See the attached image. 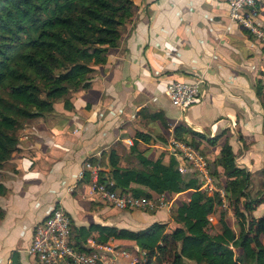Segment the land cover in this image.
Listing matches in <instances>:
<instances>
[{"label":"crops","instance_id":"1","mask_svg":"<svg viewBox=\"0 0 264 264\" xmlns=\"http://www.w3.org/2000/svg\"><path fill=\"white\" fill-rule=\"evenodd\" d=\"M132 1L134 13L105 61L94 66L89 87L68 94L69 108L57 100L50 114L19 130L17 148L0 172L6 189L0 195V264H10L14 254L18 264H38L26 249L34 226L56 205L68 214L71 241L79 247L94 239L90 224L138 230L158 222L160 210L106 205L91 193L88 172L78 173L88 159L110 150L134 158L133 143L146 158L167 163L178 124L205 140L217 137L212 144L197 139L209 162L227 142L235 164L251 176L264 167L263 44L229 20L224 0ZM256 21L264 26V1L257 3ZM196 77L203 79L200 96L184 111L171 105L165 84ZM138 132L147 140L136 138ZM97 168L109 180L108 161ZM190 193L177 197L185 203ZM105 243L137 252L130 241Z\"/></svg>","mask_w":264,"mask_h":264},{"label":"trees","instance_id":"2","mask_svg":"<svg viewBox=\"0 0 264 264\" xmlns=\"http://www.w3.org/2000/svg\"><path fill=\"white\" fill-rule=\"evenodd\" d=\"M133 13L132 0H0V172L17 148L18 132L26 122L50 114L57 100L69 108L68 94L89 87L94 66L102 64L108 48L117 45ZM261 87L258 81V97ZM135 136L147 140L143 133ZM173 138L200 152L197 139L205 140L183 124L174 127ZM216 138L205 141L212 144ZM130 151L138 167L120 166L113 150L88 159L100 167L105 160L109 163V180L98 171L97 181H110V189L133 196L191 190L189 199L175 207L172 220L178 226L169 232L158 222L138 230L90 224L95 241H130L142 252L144 264H155V259L168 264H264V167L256 172L261 192L251 196L252 174L235 164L227 142L211 162L205 157L213 183L222 190L236 220L235 233L225 223L219 192L208 195L199 189L194 172L180 174L174 157L167 163L161 158L150 160L135 150V143ZM83 175L90 179L89 173ZM5 191L0 181V195ZM259 204L263 211L254 217L251 212ZM209 214L220 232L210 233ZM2 215L0 208V220ZM75 247L82 249L78 243ZM10 264H18L15 254Z\"/></svg>","mask_w":264,"mask_h":264},{"label":"built area","instance_id":"3","mask_svg":"<svg viewBox=\"0 0 264 264\" xmlns=\"http://www.w3.org/2000/svg\"><path fill=\"white\" fill-rule=\"evenodd\" d=\"M228 8L229 20L246 30L264 46V28L256 21L257 3L264 0H224ZM202 77L192 81L171 80L165 84L164 94L171 105L181 110L188 108L201 94ZM172 156L177 161L180 174L192 171L200 183V188L208 195L218 191L222 208L229 212L223 192L216 189L209 173L205 156L192 145L180 140L169 142ZM90 176L89 187L100 201L115 209H137L141 211H169L177 198V193H150L149 196H133L130 193L109 188L111 182H98V168L85 162L83 171ZM207 221L216 222L212 214ZM29 256L38 264H136V251L123 246L100 243L86 238L82 249L78 250L71 241V223L65 210L56 205L43 221L36 224L32 231L30 243L26 249ZM138 252V250H137ZM142 253V252H141Z\"/></svg>","mask_w":264,"mask_h":264},{"label":"rangeland","instance_id":"4","mask_svg":"<svg viewBox=\"0 0 264 264\" xmlns=\"http://www.w3.org/2000/svg\"><path fill=\"white\" fill-rule=\"evenodd\" d=\"M201 152L203 153L204 155V150H201ZM118 164L120 166H128V167H138V164H137V161L135 160V158H127L125 156H122L121 158L118 157ZM260 176L258 174H255L254 176H251V186L249 188V193L251 196H256V193L257 192H261V188L259 187L258 182L260 181ZM264 194V192H263ZM262 195V194H261ZM175 201L177 202H174L169 211H164V210H160V211H157L155 212L156 216L154 217L156 219V221H158L159 223H164L165 224V227H164V231L165 232H169L171 230H173L176 226L173 220H172V216H173V212H174V209L176 206L179 205V202L181 201L179 197L175 198ZM182 203V202H180ZM258 210L257 208H255V210H253L251 212V214L254 216V217H257V215H261L262 213V209H263V205H258ZM224 220H225V223L236 233L238 231V226H237V223H236V220L234 219V216L231 212V209H229V212L225 211V217H224ZM220 232V226L217 222L213 223L211 226H210V233H218ZM131 250V249H130ZM233 251L235 253H239V250H235L233 249ZM136 259H137V263L136 264H144L145 262V257L143 256V254L139 251V252H136ZM152 263H155V264H168V262L165 260V259H161V260H158V259H155L153 260ZM186 264H195L194 262L192 261H186Z\"/></svg>","mask_w":264,"mask_h":264}]
</instances>
